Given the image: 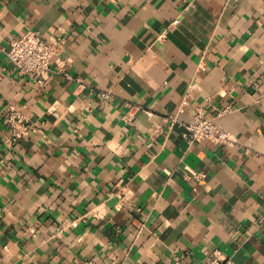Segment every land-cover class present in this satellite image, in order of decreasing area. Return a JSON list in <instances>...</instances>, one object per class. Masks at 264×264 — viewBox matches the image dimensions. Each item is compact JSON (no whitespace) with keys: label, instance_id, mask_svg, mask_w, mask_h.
<instances>
[{"label":"crops","instance_id":"obj_1","mask_svg":"<svg viewBox=\"0 0 264 264\" xmlns=\"http://www.w3.org/2000/svg\"><path fill=\"white\" fill-rule=\"evenodd\" d=\"M197 107L230 144L166 120ZM0 203V264H264V0H0Z\"/></svg>","mask_w":264,"mask_h":264},{"label":"built area","instance_id":"obj_2","mask_svg":"<svg viewBox=\"0 0 264 264\" xmlns=\"http://www.w3.org/2000/svg\"><path fill=\"white\" fill-rule=\"evenodd\" d=\"M62 40L43 39L37 32L28 30L11 41L6 52L8 60L15 66L16 71L24 76L35 79L38 83H45L53 73L55 57L61 53ZM68 76V73H65ZM107 96V95H106ZM229 108L218 109L217 116L227 113ZM16 140L28 135L31 128L24 124L19 112L14 111L8 118ZM171 125L180 124L185 127L184 136L189 142L211 140L218 144L227 145L232 142V135L223 129L215 117L206 115L202 107H197L192 121L182 122L177 116H168ZM3 217V207L0 203V222ZM203 264H237L233 259L219 253L206 258Z\"/></svg>","mask_w":264,"mask_h":264}]
</instances>
